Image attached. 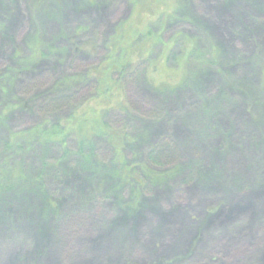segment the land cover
Listing matches in <instances>:
<instances>
[{
  "label": "rangeland",
  "instance_id": "1",
  "mask_svg": "<svg viewBox=\"0 0 264 264\" xmlns=\"http://www.w3.org/2000/svg\"><path fill=\"white\" fill-rule=\"evenodd\" d=\"M180 1L164 27L160 9L137 18L152 32L126 68L130 107L106 113L135 138L124 156L141 182L114 175L117 157L98 140L97 170L85 169L79 130L100 110L91 83L68 85L88 113L46 193L34 178L63 155L57 143L28 135L5 153L25 177L0 182V264H264V0ZM141 2L0 0V154L10 135L68 116L73 105L46 107L52 88L92 76ZM156 145L165 156L152 162ZM146 160L162 180L135 167Z\"/></svg>",
  "mask_w": 264,
  "mask_h": 264
},
{
  "label": "trees",
  "instance_id": "2",
  "mask_svg": "<svg viewBox=\"0 0 264 264\" xmlns=\"http://www.w3.org/2000/svg\"><path fill=\"white\" fill-rule=\"evenodd\" d=\"M181 2L182 1L180 0H142V4L139 7V10L135 12L133 19L131 18L130 20L121 23L116 29L117 31L109 44L110 50L102 60L101 64L93 70L92 76L81 75L77 77L75 75H67L52 88L45 103L46 107H50L52 111L60 110L66 105H73L72 103L74 102L72 97L69 95L71 94L73 87L67 88L68 85L73 83V86L76 85L74 88H76L91 83L94 94L90 99L96 102L98 101L96 107L100 110V114L105 112L104 116H99V112H97V117V113L95 114L97 109L93 108L92 117H88V119H90L89 121H91L90 126L79 130L81 131V133H79L81 137L79 138L80 141H78L77 150L83 154L84 167L86 170L90 172L97 170L99 160L95 157L96 150L98 149L95 142L98 140L107 143L114 155L117 157V162H114L117 165L114 175H118L122 182H125L128 176L134 178L136 182H141L140 178L143 176L135 178L134 174L130 173L131 170H134L132 168L133 164H128L129 162L124 156V150H126L127 147L133 143L135 138L129 135L127 126H115L110 120H107L106 113L112 110L128 113L130 105L125 100L122 90L126 86V79L130 77L129 75H131V72L134 71L136 67L132 69V71L127 70L126 68H128L132 63L134 55L140 52V49L138 50L139 47L136 45L138 40L143 37V35L150 34L152 32L147 31L144 34V31H141L140 24L138 23L139 17L141 18L142 15L143 17L147 15L149 17H155L156 10L160 9L161 16L157 19V23L164 27L168 22L176 21L179 17H181L183 9ZM182 18L184 19L186 17L182 16ZM155 37L160 39L159 35ZM128 47H131L130 50H128ZM197 51L199 50L192 48L189 50L188 55H198L196 53ZM116 72L119 73L118 76H116ZM81 102L75 106L73 105L72 108H70L68 116L61 121L52 122V120H48L42 124H38L34 127V129L12 134L4 139L2 146L4 145L5 149L3 148V151L0 154V182L7 181L9 185L12 180L17 182L25 177V171L19 167L20 165H18L17 162L13 164L10 163L8 158H11V153L9 156L5 155V153L7 151H23L24 144L20 141V139L28 135L34 136L35 138L41 137V139L47 141L48 143H57L63 151V155L61 154L60 157L53 161L55 164L53 162L43 160L42 167H40L39 171H37V176L34 178L35 183L40 186L38 187L40 189V193H46V179L51 180L53 174H56L55 179H58L60 175H62V172L60 170L58 171L57 168L61 166L64 160L68 159V155L71 153V149H73V145L70 144L69 135L71 132H76V130H73L72 128L75 125V119L86 116L85 113H88V111L85 112L78 109L77 106ZM86 102H83L82 104H88ZM88 109L91 108L88 107L87 110ZM92 120L96 123L94 124ZM33 130H35V134ZM17 140L21 143H17ZM14 147H17V149L13 150L12 148ZM158 147L159 145L153 146L148 153L146 152V156L149 161L155 162V159L160 160V157L165 156L162 152H158ZM2 156H6L4 158V160H6L5 162L1 161ZM148 160L135 163V167H139V172L146 178L150 179L154 183L159 182L162 180V175L159 177L152 171L149 167ZM53 167L56 171L53 170ZM9 177L12 178V180H10ZM143 183L145 182L143 181ZM135 198L137 201L138 199L136 195ZM134 204L135 202L131 201L127 205L130 206Z\"/></svg>",
  "mask_w": 264,
  "mask_h": 264
}]
</instances>
